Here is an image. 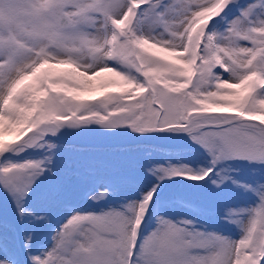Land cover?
Instances as JSON below:
<instances>
[{
  "label": "snow or ice",
  "instance_id": "1",
  "mask_svg": "<svg viewBox=\"0 0 264 264\" xmlns=\"http://www.w3.org/2000/svg\"><path fill=\"white\" fill-rule=\"evenodd\" d=\"M94 132L195 158L129 180L66 143ZM0 194L49 237L0 219V264H264V0H0Z\"/></svg>",
  "mask_w": 264,
  "mask_h": 264
},
{
  "label": "rangeland",
  "instance_id": "2",
  "mask_svg": "<svg viewBox=\"0 0 264 264\" xmlns=\"http://www.w3.org/2000/svg\"><path fill=\"white\" fill-rule=\"evenodd\" d=\"M105 136L106 135L101 133L94 132L80 139L97 140ZM82 147L88 148L91 151L85 153L81 159L93 163H102L115 175L129 180H136L140 177V162L146 157L161 161L195 158V154L188 152L182 142L174 141L170 144L169 140L160 139H158L157 142L143 145L116 144ZM68 158L72 159V155L69 154ZM75 181L76 177L74 176L70 177L68 180L69 183H74ZM170 190V198L176 201V209L178 212H187L188 209H186L181 202H190L196 208L203 210L209 220H214L219 206L225 200L231 199L235 195L231 188L225 189L223 193H217L211 187L185 191L182 190L179 185H171ZM72 198L70 193L66 197V199L69 200ZM45 205L46 200L43 197H38L33 204L35 208L40 210H42ZM5 218L7 220L10 237L15 235L18 242H22L20 237H22L26 227L29 229H36V239L38 242L49 239L46 225L40 223L21 225L16 223L14 213L6 205L3 195L0 194V219ZM2 227L3 224H0V228Z\"/></svg>",
  "mask_w": 264,
  "mask_h": 264
},
{
  "label": "water",
  "instance_id": "3",
  "mask_svg": "<svg viewBox=\"0 0 264 264\" xmlns=\"http://www.w3.org/2000/svg\"><path fill=\"white\" fill-rule=\"evenodd\" d=\"M67 144H76L77 146H100V145H116V144H125V145H135V144H150L149 140H137L136 142H95V140L83 139V141H74V140H66Z\"/></svg>",
  "mask_w": 264,
  "mask_h": 264
},
{
  "label": "bare ground",
  "instance_id": "4",
  "mask_svg": "<svg viewBox=\"0 0 264 264\" xmlns=\"http://www.w3.org/2000/svg\"><path fill=\"white\" fill-rule=\"evenodd\" d=\"M67 140H74V141H83L82 139L78 138V139H72V138H69ZM137 140L139 139H134L132 137H129V136H115V137H112V136H105V137H100L98 138L97 140H95V142H105V143H108V142H136ZM151 141V143L153 142H157L158 139H153V140H149ZM174 142V141H170V144Z\"/></svg>",
  "mask_w": 264,
  "mask_h": 264
}]
</instances>
